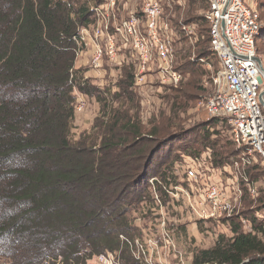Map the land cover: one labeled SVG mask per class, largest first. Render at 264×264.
<instances>
[{"label":"trees","instance_id":"obj_1","mask_svg":"<svg viewBox=\"0 0 264 264\" xmlns=\"http://www.w3.org/2000/svg\"><path fill=\"white\" fill-rule=\"evenodd\" d=\"M184 1L182 14L181 6L161 2L163 21L175 27V65L183 81L166 89L169 94L162 99L168 110L144 123L143 95L135 88L132 64H125L115 83L105 88L92 85L85 80V71L76 68L74 38L95 21L88 0H0L2 259L10 264H43L61 257L86 264L93 251L106 248L121 252V264H139L121 236L140 237L135 219L156 213L148 181L167 180L183 154L199 156L208 150L216 167L240 157L232 135L224 144H209L220 131L206 134L203 124L183 128L182 116L191 103L212 91L203 81L206 77L212 83L210 71L199 60L217 56L206 19L208 0ZM257 8L264 23V1ZM181 17L182 25H197L194 45L185 41L190 36H185L182 25L178 30ZM258 39L257 54L261 52L264 60V32L256 45ZM75 90L98 105L90 129L78 138L73 133ZM211 120L226 122L230 128L225 119ZM195 132H203L201 143H184ZM260 173H264L260 164L247 169L258 187ZM244 190L241 216L253 224L256 234L246 233L239 218L224 220L233 237L219 235L211 248L194 250L192 264H264L260 237L264 222L255 216L264 210V191L254 199L247 186ZM177 209L171 205L170 216H178ZM187 223L171 226L177 241L186 242L180 234H186ZM204 225L200 222V228Z\"/></svg>","mask_w":264,"mask_h":264},{"label":"built area","instance_id":"obj_2","mask_svg":"<svg viewBox=\"0 0 264 264\" xmlns=\"http://www.w3.org/2000/svg\"><path fill=\"white\" fill-rule=\"evenodd\" d=\"M106 1L91 7L95 23L79 29L74 38L78 45L77 61L88 56L90 66L97 71L104 69L105 60L117 68L132 64L137 90L155 83L178 87L183 76L176 70L173 33L163 21L161 0H145L140 10L131 11L124 18H117V0ZM208 3L206 19L211 24V48L218 56L220 70L212 77L213 93L206 99L205 110L209 117L228 122L240 157L231 164L216 167L210 151L199 156L183 154L167 180L148 181L157 207L153 218L149 217L153 223L150 227L149 218L138 217L135 224L141 236L135 239L121 236L139 264L183 261L175 228L171 227L175 225L170 220L171 205L183 209L193 231L197 232L200 222L211 223L224 228L227 237H233L224 220L236 217L246 233L256 234L253 224L241 216V210L245 186L252 198L259 196L258 185L250 181L247 169L256 164L264 167V106L259 99L264 91V75L257 62L256 45L264 30L259 15L244 0H208ZM110 15L113 17L109 23ZM184 31L190 36L195 34L192 28L184 27ZM85 106L81 100L76 110L82 112ZM255 216L258 222H264V210L257 211ZM93 253L86 264H121V252L100 248ZM51 263L85 264L82 260L78 263L61 257L43 264Z\"/></svg>","mask_w":264,"mask_h":264},{"label":"rangeland","instance_id":"obj_3","mask_svg":"<svg viewBox=\"0 0 264 264\" xmlns=\"http://www.w3.org/2000/svg\"><path fill=\"white\" fill-rule=\"evenodd\" d=\"M88 1L90 2V9L92 7L91 4H96V3L100 4L101 2H107L106 0H88ZM263 1L264 0H244V2L254 12H256L259 15V17L261 16V13L259 12L257 7H258V4L260 2H263ZM144 2H145V0H117V3H119V5L129 3V5H131V7L135 6L136 8H140V7L142 8V6L144 5ZM161 2H162V4L171 3L172 6L173 5L181 6L180 11H179L180 14H182L186 8L185 7L186 3L184 0H161ZM111 17H113V16L110 15V17L108 18L109 23H110ZM263 20L264 19L262 18V21ZM95 21H96V18H95ZM95 21H94V23H95ZM111 21H112V18H111ZM182 21H183V17H181V19H180V23H179L180 26L178 27V30H180V28H181ZM101 24H103L102 21H101ZM262 24H264V23L262 22ZM169 26H170L171 31H173L172 29L175 28L174 25L169 24ZM184 26H188V25H182V28H184ZM207 27H208V25H207ZM190 28H192L195 32V30L197 29V25L188 26L187 30H189ZM261 34L262 33H260L258 35V38L261 36ZM185 36L189 37L190 36L189 32L185 31ZM171 38L173 39V43H174V40H178L176 37L173 36V34H171ZM185 41L188 42L189 44L194 45V43L196 42V39L193 35V37L190 36ZM260 45H261V41L258 39L257 48H259ZM175 46H177L180 49L181 45H178V43H177V44H175ZM258 55H259V58H261L263 63H264V60L262 58L263 56H261V52L258 51ZM199 62H200V64H202L203 68H207L210 71L211 77L215 76L218 73V71L220 70V63H219L217 56L210 55L207 57V59H200ZM88 63H89V61L84 66L81 65L82 66L81 69H83L85 71V77L90 76L89 75L90 69H89ZM76 66L79 67L80 63H77ZM105 67H108V68L110 67L111 71H109V74L104 72L105 74L101 73V74H99V76L95 75V77H100L99 79H94V78L88 79L92 85L105 88L106 86L109 85L110 82L114 81V78L116 77L117 74L121 73V70L124 66L121 68H119V67L117 68L115 66H110L105 60ZM205 78L206 77L203 78L204 85L206 87L210 88V90L212 89V91H210V93H208V94L207 93L201 94L202 97L198 101L191 103V106H190L191 108H189L188 112L184 116H182L183 128H184V130H193V128L195 126H197L198 124H203L205 127L204 133H206V134H213L212 132L220 131V133L217 135V137H212L213 139H211V141H207V143H209V144L218 143L219 145H221V144H224V142H226L228 140H230V141L232 140L231 139V132H230V128L228 127L226 122L221 123L219 121L217 122V121L211 120L213 118L209 117L206 110H205L206 99L210 95H212V93H213V84L210 83V81L206 80ZM167 88H168V86L159 85L156 87V86L152 85V86H149L148 88L138 90L143 95L142 97L144 100L143 106H142V119H143L144 123H146L149 120V118H151L153 116L157 117L159 113L168 110L167 100L162 99L163 96H166L169 94V91L166 90ZM75 93H77V95H78V102L83 100L84 103L86 104L85 109L82 112H78L76 110V119H75V125H74L75 129L73 130V133L75 134V137L78 138L79 134L82 131L90 129L92 122H93L96 114L98 113V105L95 103L93 98H89V97H87L81 93H78V90H75ZM209 121H210V123H209ZM202 137H203V132L190 133V136L187 137V139L184 141V143L185 142H197V141L199 143H201ZM177 143H179V142H177ZM231 147H233V146L231 145ZM205 151L207 152L208 150H205ZM235 160L236 159L230 160L227 164H231ZM227 164H225V165H227ZM259 181H260L259 182L260 187H258V191H261V189H263V191H264V173H260ZM259 188H261V189H259ZM259 196H260V194H259ZM259 196H258V198H259ZM263 198H264V195H263ZM177 210H178V212H177L178 216H171L170 220H171V222H175V223H173V224H175V226H184L187 223L183 218V213H185V212L183 211V209L181 207H179ZM171 215H173V214H171ZM180 216H181V219L179 220ZM152 218H153V216H152ZM148 221H149V226L151 227V224L153 222L151 221L150 218L148 219ZM198 231L200 232L199 234L197 233ZM197 232H196V230L193 231V228H190V226L188 225L186 234H180L182 237V238L181 237L180 238L182 240L186 239V242H184V240L183 241H177L178 248H180V251L184 254V259H183V261H181V260L171 261L172 264H192V259H193L192 255H193L194 250H196V249H198V250L199 249H209L214 245V243L216 242L219 235H225L226 236V234H227V233H225L226 231L224 228H220L216 224H211V223H209L208 225L205 224L204 228L203 227L200 228V226H199V229H197ZM228 235H229V233H228ZM260 237L263 238V240H264V233L261 234ZM0 264H10V263H8L7 260L2 259L0 257Z\"/></svg>","mask_w":264,"mask_h":264},{"label":"crops","instance_id":"obj_4","mask_svg":"<svg viewBox=\"0 0 264 264\" xmlns=\"http://www.w3.org/2000/svg\"><path fill=\"white\" fill-rule=\"evenodd\" d=\"M92 6H95V5H97V3L96 4H91ZM141 8V7H140ZM140 8H136L135 6L133 7H131V5H129V3H127V4H123V5H119V3H118V7H117V18H124V17H126L127 16V14L129 13V12H131V11H138V10H140ZM89 61V63H88V66H89V69H90V71H89V75L90 76H86L88 79H92V78H94V79H99L100 77H95V75H98L99 76V74H101V73H107V74H109V71H111L110 70V67L108 68V67H104V69H102V70H99V71H97V70H94L91 66H90V60H89V58H88V56H84V57H82V58H80L77 62H76V64L77 63H80V66L79 67H77L76 66V68H81L82 66H84L87 62ZM82 65V66H81ZM118 72V71H117ZM104 73V74H105ZM118 77V74L116 75V77L114 78V81L113 82H110V84L112 83H115V81H116V78Z\"/></svg>","mask_w":264,"mask_h":264},{"label":"water","instance_id":"obj_5","mask_svg":"<svg viewBox=\"0 0 264 264\" xmlns=\"http://www.w3.org/2000/svg\"><path fill=\"white\" fill-rule=\"evenodd\" d=\"M222 28H224V25L222 26ZM261 29L264 30V24H262ZM257 62L259 64V66L261 67V70H262L263 75H264V63H263L262 59L257 58ZM259 99H260L261 105L264 106V91L260 94Z\"/></svg>","mask_w":264,"mask_h":264}]
</instances>
